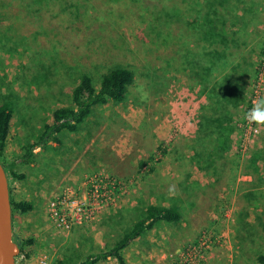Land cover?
<instances>
[{"label": "rangeland", "instance_id": "1", "mask_svg": "<svg viewBox=\"0 0 264 264\" xmlns=\"http://www.w3.org/2000/svg\"><path fill=\"white\" fill-rule=\"evenodd\" d=\"M66 1L70 9L50 2L38 13L33 0H0V103L13 117L0 162L10 197L33 207L13 214V239L33 241L18 264H79L146 204L175 205L182 220L127 247L125 264H261L264 129L244 114L248 98L264 96V0L234 11L225 27L213 10L207 36L192 0ZM193 53L198 65L206 54L214 60L206 83L189 68ZM114 66L134 73L126 99L96 107L77 132L22 163L23 145L51 109L70 105L78 77L97 86Z\"/></svg>", "mask_w": 264, "mask_h": 264}, {"label": "trees", "instance_id": "2", "mask_svg": "<svg viewBox=\"0 0 264 264\" xmlns=\"http://www.w3.org/2000/svg\"><path fill=\"white\" fill-rule=\"evenodd\" d=\"M37 6V11L50 6V2H56L61 7L62 10L66 8L70 9V4L66 0H33ZM192 0V4L195 7H199V12L204 11L202 19L205 26L204 36L208 34L206 27V21L213 15V10H221V15L219 20L221 21V27H225L230 21L229 19H234L233 12L240 9L246 11V6L251 5V0ZM250 11V9L248 8ZM199 14V13H197ZM200 15V14H199ZM207 36V35H206ZM209 53V52H208ZM193 57L190 60L189 68L195 73L198 83H206L208 76L211 73L213 67V61H210L208 54L204 56L206 58L203 63L196 62L197 56L193 53ZM260 54H262L260 52ZM35 58H37L35 56ZM200 62L202 58L199 59ZM224 60V58H222ZM226 61V59H225ZM134 82V73L130 68L123 66H114L106 73L102 74L99 78V83L97 86L94 85L92 76L84 73L78 77V82L71 89L70 92V105L65 107H56L51 109L48 121L42 126L40 134L37 135L36 140L30 143H25L23 145L22 151V163L30 164L33 163L35 159V153L33 152L35 148H45L48 143L59 145L61 143V135L64 133H75L79 128L86 122L87 118L92 114L93 110L98 106H105L107 104L122 103L127 96L128 88ZM215 85V84H214ZM217 87V85H215ZM215 89V87H214ZM211 88V91L214 90ZM252 96L247 101V110L251 108ZM12 110L9 102L0 103V159L3 157L7 141L10 136V129L12 123ZM164 142L160 143L158 150H161ZM165 151H161L164 153ZM160 155V154H159ZM161 156V155H160ZM153 158L151 157L150 160ZM146 166V163H139V170H142ZM236 164L235 167H237ZM13 164L11 165V169ZM244 173L247 174V168L244 166ZM249 174V173H248ZM10 175L14 179H23V174H17L13 170L10 171ZM12 213L25 214L32 210V204L27 201L19 200L15 201L10 198ZM111 223L119 220H124L122 215L116 217L108 216ZM182 220V213L178 207L175 205H165L159 206L155 204H146L144 210L142 211L141 217L137 218L130 224H126L120 221L123 229L121 230V237H117L113 244L109 246L105 251L99 253L91 254L86 256L85 260L79 264H96L99 261L108 260L113 258L116 260L117 264H125L123 257V252L131 244L136 242L139 238L144 236L147 232L151 231L156 225L160 223L165 224H175ZM125 231V232H124ZM16 245L19 250V255L23 259L30 258V251L27 250L29 246L33 243L32 239L28 238L26 240H18L14 238ZM258 261L264 264V256H259ZM56 264H66L63 261H58Z\"/></svg>", "mask_w": 264, "mask_h": 264}, {"label": "water", "instance_id": "3", "mask_svg": "<svg viewBox=\"0 0 264 264\" xmlns=\"http://www.w3.org/2000/svg\"><path fill=\"white\" fill-rule=\"evenodd\" d=\"M5 167L0 162V264H18L19 250L13 239V213Z\"/></svg>", "mask_w": 264, "mask_h": 264}, {"label": "clouds", "instance_id": "4", "mask_svg": "<svg viewBox=\"0 0 264 264\" xmlns=\"http://www.w3.org/2000/svg\"><path fill=\"white\" fill-rule=\"evenodd\" d=\"M244 119L250 125H255L256 130L264 129V96L258 97L252 101V106L245 114ZM170 195H175L174 189H169Z\"/></svg>", "mask_w": 264, "mask_h": 264}, {"label": "built area", "instance_id": "5", "mask_svg": "<svg viewBox=\"0 0 264 264\" xmlns=\"http://www.w3.org/2000/svg\"><path fill=\"white\" fill-rule=\"evenodd\" d=\"M63 215H64V213H63ZM36 264H49V263L47 262V259H44V260H40V262L39 261L36 262Z\"/></svg>", "mask_w": 264, "mask_h": 264}, {"label": "crops", "instance_id": "6", "mask_svg": "<svg viewBox=\"0 0 264 264\" xmlns=\"http://www.w3.org/2000/svg\"><path fill=\"white\" fill-rule=\"evenodd\" d=\"M116 161L118 160V158L115 156V158H114ZM118 162V161H117Z\"/></svg>", "mask_w": 264, "mask_h": 264}]
</instances>
